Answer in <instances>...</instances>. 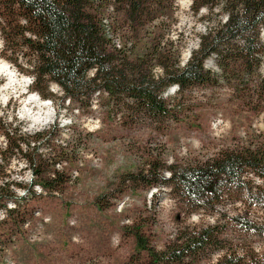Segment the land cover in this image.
<instances>
[{
    "label": "trees",
    "instance_id": "1",
    "mask_svg": "<svg viewBox=\"0 0 264 264\" xmlns=\"http://www.w3.org/2000/svg\"><path fill=\"white\" fill-rule=\"evenodd\" d=\"M171 7L168 0H0V57L30 74L31 88L42 96H54L51 82L60 86L63 98L79 104L105 93L107 111L120 112L121 118L173 115V104L162 93L174 84L178 94L197 85L224 83L248 109L260 111L264 0H191L194 13L202 7L216 9L220 17L198 34L184 64L180 49H172L162 31ZM150 24L162 30L151 32ZM208 56H213L218 72L205 66ZM41 138L40 133L29 138L20 134L9 147L20 151L38 175L33 183L58 189L67 178L60 170L43 173L46 157L36 144ZM146 165L140 174L146 182L169 186L192 205L191 211L202 208L218 218L179 228L159 249L151 245L140 223L126 225L134 236L135 254L143 252L147 264L196 263L198 256L215 252L219 255L214 264H264V185L252 177L264 180V136L218 148L195 162ZM22 197L0 187V207L8 214L14 208L6 202L17 204Z\"/></svg>",
    "mask_w": 264,
    "mask_h": 264
},
{
    "label": "rangeland",
    "instance_id": "2",
    "mask_svg": "<svg viewBox=\"0 0 264 264\" xmlns=\"http://www.w3.org/2000/svg\"><path fill=\"white\" fill-rule=\"evenodd\" d=\"M168 2L172 14L163 30L152 24L148 29L164 31L169 46L180 49L184 64L198 34L220 13L203 7L194 13L191 0ZM114 39L119 42L118 35ZM0 63L7 69L0 72V187L23 196L17 204L6 202L14 208L11 214L0 207V264H147L143 252L134 253V236L126 225L140 223L151 245L159 249L174 239L179 228L213 223L218 216L202 208L191 211L192 205L169 186L146 182L140 176L146 164L195 162L218 148L264 136V91L262 100L257 99L262 109L253 111L224 83L197 85L178 94L170 85L162 96L173 104V115L132 120L121 118L120 112L109 113L105 93L79 104L63 98L60 86L51 82L54 96L44 97L31 88L30 74L3 56ZM204 64L218 72L213 56ZM259 71L264 77V58ZM28 98L36 100L28 103L26 116ZM37 115L41 119L34 122ZM39 133L41 142L36 144L46 157L43 173L60 170L67 178L58 189L34 190L38 175L20 151L9 147L20 134L29 138ZM21 145L27 148L26 143ZM252 177L264 185L262 178ZM46 215L50 220L43 223ZM255 243L259 247L262 241ZM218 255H200L190 264H214Z\"/></svg>",
    "mask_w": 264,
    "mask_h": 264
},
{
    "label": "bare ground",
    "instance_id": "3",
    "mask_svg": "<svg viewBox=\"0 0 264 264\" xmlns=\"http://www.w3.org/2000/svg\"><path fill=\"white\" fill-rule=\"evenodd\" d=\"M263 31H264V29H263ZM6 70H7V69H6V65H5L4 63H0V72L6 71ZM9 72H10V70H9ZM6 73H7V72H6ZM175 87H176V85L174 84V85L171 86L170 88H175ZM35 100H36V99H35ZM35 100L32 99V98H28V100H27V101L25 102V104H24L25 106H24V109H23V114H25L26 116H29L30 109L27 108V107H28V103L35 102ZM39 105H40L41 107H45V106H46V103L43 102V101H41V102L39 103ZM39 119H41V117H40L39 115H37V116L34 117L33 121H34V122H38Z\"/></svg>",
    "mask_w": 264,
    "mask_h": 264
},
{
    "label": "built area",
    "instance_id": "4",
    "mask_svg": "<svg viewBox=\"0 0 264 264\" xmlns=\"http://www.w3.org/2000/svg\"><path fill=\"white\" fill-rule=\"evenodd\" d=\"M117 43H120V42H116V45H117ZM33 188H34V190H37V189H43V187L39 184V183H35L34 185H33ZM46 191V190H45ZM50 220V216L49 215H46V217H45V219H43V223H46V222H48Z\"/></svg>",
    "mask_w": 264,
    "mask_h": 264
}]
</instances>
